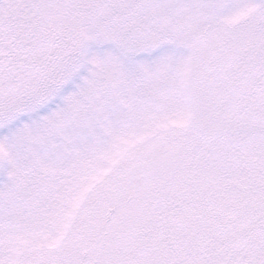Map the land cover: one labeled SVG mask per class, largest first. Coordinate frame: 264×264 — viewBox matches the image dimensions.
<instances>
[{"label": "snow or ice", "instance_id": "obj_1", "mask_svg": "<svg viewBox=\"0 0 264 264\" xmlns=\"http://www.w3.org/2000/svg\"><path fill=\"white\" fill-rule=\"evenodd\" d=\"M8 3L21 15L0 14V264H77L71 251L26 262L25 246L71 226V248L92 213L105 212L137 138L186 116L191 70L209 38L245 33L244 55L251 48L264 57V0ZM249 4L260 5L253 16L225 23ZM257 83L264 100V64ZM227 136L234 168L260 194L255 235L238 232L219 252L213 231L198 258L165 264H264V112L258 127ZM206 215L219 223L212 209Z\"/></svg>", "mask_w": 264, "mask_h": 264}, {"label": "rangeland", "instance_id": "obj_2", "mask_svg": "<svg viewBox=\"0 0 264 264\" xmlns=\"http://www.w3.org/2000/svg\"><path fill=\"white\" fill-rule=\"evenodd\" d=\"M249 4L227 18L229 25L249 19L259 9ZM4 19L19 9L0 0ZM245 33L225 32L209 38L190 74V93L182 101L186 116L168 120L154 135H141L122 165V181L109 188L105 212L94 211L90 226L70 246L66 235L27 244L23 259L35 253L45 259L71 251L77 264H165L198 258L206 236L217 232L222 252L241 231L255 235L254 219L262 206L248 176L225 152L230 129L258 127L264 100L258 78L264 57L248 48ZM243 55V63L237 60ZM125 143H130L126 141ZM249 162L256 161L246 150ZM195 170L194 180L186 172ZM212 209L219 223L206 215ZM76 209L70 208L69 215Z\"/></svg>", "mask_w": 264, "mask_h": 264}, {"label": "trees", "instance_id": "obj_3", "mask_svg": "<svg viewBox=\"0 0 264 264\" xmlns=\"http://www.w3.org/2000/svg\"><path fill=\"white\" fill-rule=\"evenodd\" d=\"M195 170H196V169H195L193 166H189V167L187 168V171H186V172L183 170V173L186 175V173L191 172L190 175H191V177H192L193 180H194Z\"/></svg>", "mask_w": 264, "mask_h": 264}]
</instances>
